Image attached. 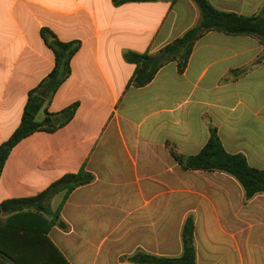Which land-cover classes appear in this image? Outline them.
<instances>
[{"label": "crops", "instance_id": "crops-1", "mask_svg": "<svg viewBox=\"0 0 264 264\" xmlns=\"http://www.w3.org/2000/svg\"><path fill=\"white\" fill-rule=\"evenodd\" d=\"M208 1L219 11L264 16V0ZM200 19L193 0H0V147L20 126L30 95L42 101L36 121L49 114L57 127L13 148L0 175V204L36 197L81 170L94 177L68 196L57 219L64 193L50 210L3 212L0 227L23 235L0 237L11 242L0 244L8 253L0 252V264L180 258L188 217L196 264H264V194L245 202L232 176L184 171L167 146L196 155L215 128L229 154L264 171V40L209 32L184 73L172 61L146 87L130 85L136 65L127 53L156 56ZM42 30L80 44L71 74L49 97L56 58Z\"/></svg>", "mask_w": 264, "mask_h": 264}, {"label": "trees", "instance_id": "trees-1", "mask_svg": "<svg viewBox=\"0 0 264 264\" xmlns=\"http://www.w3.org/2000/svg\"><path fill=\"white\" fill-rule=\"evenodd\" d=\"M156 0H114L117 5L129 2H150ZM177 0H172L176 2ZM201 12V19L198 25L187 31L181 38L165 47L159 55L149 56L148 54L127 53L125 59L128 63L136 65V71L130 85L135 88H144L155 78L158 71L168 64L175 61L178 64V72L184 73L193 47L196 42L209 32L215 31L229 36H249L264 40V16H243L231 12H223L215 9L208 0H193ZM41 35L48 46L53 50L56 64L53 71L48 76L47 83L51 84L50 96L54 95L59 86L71 74L70 62L80 48V44L62 43L58 41L50 31L42 30ZM52 38V40H50ZM178 49H185V54L181 61L171 54ZM164 56L162 60L160 58ZM42 109V101L30 95L28 104L25 108L22 122L8 142L0 147V175L5 162L13 148L25 138L39 131L53 132L57 127L50 122L49 114L43 123L36 121L37 114ZM76 106L66 111L65 122L73 118ZM175 161L184 171H204L221 172L232 176L242 186L245 194V201L251 200L258 194H264V171L251 168L242 154H229L223 147L218 132L215 128H210V137L205 147L196 155L181 156L175 151L174 146L167 144ZM94 177L81 170L77 174H68L54 183L46 191L36 197L11 200L0 204V215L3 212L13 213L25 208H35L37 211H46L43 201L50 196L64 193V198L59 208L54 214V219L59 217L63 203L68 196L80 186L88 185ZM53 224V223H52ZM60 226L65 229L66 225ZM194 220L188 217L182 229L183 253L180 258H161L144 253H136L129 258L134 264H196V250L194 247ZM9 233L14 234L13 230L0 227V237ZM14 235H23L16 232ZM4 239V238H3ZM45 239L46 242L47 239ZM0 244H11L10 241ZM54 249V248H53ZM8 250V249H7ZM55 253H59L54 249ZM1 253L8 254L5 248L0 249ZM60 257V255H59ZM60 264H68L64 258L60 257Z\"/></svg>", "mask_w": 264, "mask_h": 264}, {"label": "rangeland", "instance_id": "rangeland-1", "mask_svg": "<svg viewBox=\"0 0 264 264\" xmlns=\"http://www.w3.org/2000/svg\"><path fill=\"white\" fill-rule=\"evenodd\" d=\"M160 54V53H159ZM158 54V55H159ZM184 54H185V49H178V50H176V51H174V53L173 54H171L173 57H175V58H177L178 59V61L180 60L181 61V59L183 58V56H184ZM157 56V55H156ZM161 57V56H160ZM164 58V56H162L161 58H160V60H162ZM47 87L49 88V92H48V94H47V96H45V97H49V95H50V87H51V84L50 83H47ZM55 197V195H53V196H50L49 198H47V199H45L44 201H43V205L45 206V208H46V210H50L51 209V203L50 202H52V200H53V198ZM246 202V201H245ZM54 207V206H53ZM55 209V208H54Z\"/></svg>", "mask_w": 264, "mask_h": 264}]
</instances>
